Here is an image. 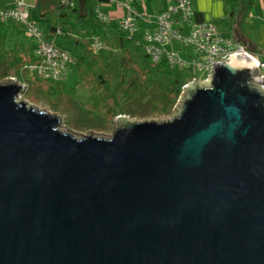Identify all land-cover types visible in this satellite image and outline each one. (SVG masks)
I'll return each mask as SVG.
<instances>
[{
  "label": "water",
  "instance_id": "95a60500",
  "mask_svg": "<svg viewBox=\"0 0 264 264\" xmlns=\"http://www.w3.org/2000/svg\"><path fill=\"white\" fill-rule=\"evenodd\" d=\"M261 83L232 54L170 119L76 136L1 80L0 264H264Z\"/></svg>",
  "mask_w": 264,
  "mask_h": 264
},
{
  "label": "trees",
  "instance_id": "16d2710c",
  "mask_svg": "<svg viewBox=\"0 0 264 264\" xmlns=\"http://www.w3.org/2000/svg\"><path fill=\"white\" fill-rule=\"evenodd\" d=\"M254 2L255 0H224V20L228 27L234 23L238 12L242 17L251 14ZM40 3L38 0L36 5ZM55 3L59 4L62 30L61 34L54 35L56 42L75 57L70 71L76 77L75 82H79L82 85L80 87L87 91L85 98L79 100L80 104L76 106L89 109H83L85 112L98 111L110 118L109 121L124 113L145 117L151 114V106L161 113L172 109L183 85L188 81L189 76L186 78V75L190 74L187 70L169 65L165 57L157 62L152 61L143 48L141 34L129 36L118 21L110 19L109 22H104L95 17L79 16L76 14V6L62 5L60 0H55ZM10 23H13L10 31L5 32L4 29ZM217 27L222 34L231 36L218 25ZM23 31L21 25L13 21L0 25V65H3L0 67L1 79L15 75L21 80L17 68L34 60L32 43L22 39L7 42L9 35ZM95 34L105 43L97 52L90 47ZM25 56H28L27 59Z\"/></svg>",
  "mask_w": 264,
  "mask_h": 264
},
{
  "label": "built area",
  "instance_id": "2783aa9c",
  "mask_svg": "<svg viewBox=\"0 0 264 264\" xmlns=\"http://www.w3.org/2000/svg\"><path fill=\"white\" fill-rule=\"evenodd\" d=\"M75 1L60 0V4L73 7ZM138 1H121L125 13L118 21L119 26L129 36L141 34L143 48L152 61L157 62L165 57L169 65L184 67L191 79L183 87L191 81L206 79L216 63L225 61L232 54H240L255 62L258 74L263 75L261 85L264 87V58H257L243 43L222 34L215 22L196 21L190 0H167L166 8L157 12L140 11L136 7ZM28 7L26 0H0V25L7 21L18 23L32 40L34 60L25 62L23 70L40 78L61 82L70 73L75 57L57 44L54 35L61 31L45 32L31 18ZM95 15L104 22L110 21V16L99 7L98 2ZM261 17L264 21V2ZM141 22H146L148 26L141 29ZM104 46L99 35L92 36V49L97 51ZM22 83L26 90V83Z\"/></svg>",
  "mask_w": 264,
  "mask_h": 264
},
{
  "label": "rangeland",
  "instance_id": "374dc122",
  "mask_svg": "<svg viewBox=\"0 0 264 264\" xmlns=\"http://www.w3.org/2000/svg\"><path fill=\"white\" fill-rule=\"evenodd\" d=\"M219 0H210L213 5L212 10L215 13L217 12V16L213 18V20L217 21L218 24L222 27L220 22H224V18L226 16V7L224 4V0H221V4L218 3ZM32 13L34 17H36V8L31 7ZM23 29V27L21 26ZM24 30V29H23ZM25 32V31H24ZM26 34V33H25ZM14 39H22L28 41L27 37L24 33H17L15 35H9L7 37V42H12ZM92 41V39H91ZM91 47V44H90ZM92 48V47H91ZM94 52V49H92ZM9 53H12L9 51ZM1 56V54H0ZM27 59V57H24ZM3 65L1 64L0 67ZM184 69V67H181ZM18 76L20 77L19 82L26 83V90L21 95L22 97L28 101L29 103L35 105L36 107L46 110L52 113H57L63 116L65 119L64 125L60 128L64 131L72 132L76 136H81L82 134H96L102 136H109L115 125V118L113 121H109L110 118L104 116L98 111H84L89 110L87 108H82L81 106H76V104H80L79 100H83L87 94L86 89H83L79 82L76 81L75 75L73 73H69L68 76L61 82H56L52 79L40 78L37 75L23 70L22 66L18 67ZM186 74H183L185 76ZM11 76V75H10ZM15 77V75H12ZM188 74L186 78H188ZM9 77V76H7ZM6 78V77H5ZM17 78V77H16ZM191 77L188 78L190 80ZM3 80L0 77V81ZM203 81V80H201ZM87 83H83L86 85ZM71 90H74L71 92ZM181 94V93H180ZM180 96V95H179ZM179 107V97L177 98L175 104L173 105L170 111L164 110L163 113L159 112L156 109H152L151 106V114H147L145 117H137L130 116L128 114H118L121 115V118H129V119H170L174 113H176ZM116 116V117H117ZM120 118V119H121Z\"/></svg>",
  "mask_w": 264,
  "mask_h": 264
},
{
  "label": "crops",
  "instance_id": "0c3cea01",
  "mask_svg": "<svg viewBox=\"0 0 264 264\" xmlns=\"http://www.w3.org/2000/svg\"><path fill=\"white\" fill-rule=\"evenodd\" d=\"M26 1L29 4L28 9L31 18L36 21L45 32L56 33V31L59 29L62 33L59 22V4L55 3V0H40L41 3L38 5H36L38 0ZM121 1L122 0H76L74 6L77 7V15L96 18L95 12L98 2L99 7L110 16L111 20L119 21V19L125 13V9L121 5ZM190 1L191 7L194 11V19L196 21L210 20L217 23L222 31L229 33L237 41L243 43L247 47L248 51L254 56L260 59L264 58V21L261 17V7L264 0H255L252 13L246 17H242L240 15L241 13L238 12L235 16V21L230 26V28L225 23V21L220 22L222 25L221 27L217 21L213 20V18L218 16L216 15V11L215 13L213 12V5L211 4L210 0ZM218 3L221 4V0H219ZM166 4L167 0H139L136 4V7L142 12H157L165 9ZM31 7L36 8V17H34ZM74 19L75 18L73 16V20ZM12 25L13 23H10V26L6 27L4 31H10ZM146 26H148L146 22L140 23L141 29ZM23 33L27 37L28 41L33 45L32 40L25 34L24 31Z\"/></svg>",
  "mask_w": 264,
  "mask_h": 264
}]
</instances>
